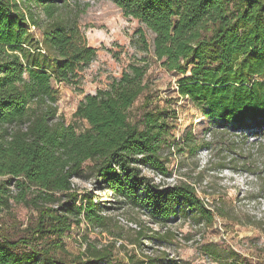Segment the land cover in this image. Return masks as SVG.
<instances>
[{
    "label": "trees",
    "instance_id": "trees-1",
    "mask_svg": "<svg viewBox=\"0 0 264 264\" xmlns=\"http://www.w3.org/2000/svg\"><path fill=\"white\" fill-rule=\"evenodd\" d=\"M110 1L153 34L149 45L139 31L138 49L182 76L180 98L202 106L224 131L263 132L264 148V0ZM80 5L0 0V215L11 202L37 212L34 225L17 239L0 224V264H117L111 250L87 238L77 255L63 242L72 225L108 231L114 221L104 213L112 209L127 207L165 229L139 232L138 245L141 239L171 245L176 234L169 225L187 219L211 225L215 213L223 215L205 205L192 183L160 187L142 174L148 168L172 175L168 158L180 140L191 156L208 148L191 133L173 138L177 114L153 104L146 58L130 63L108 89L85 96L74 123L58 116L55 85L76 84L96 57L80 29ZM75 180L91 181L93 189L81 192ZM95 191L105 192L117 208ZM157 253L132 264H179ZM203 254L214 260L210 246ZM228 255L231 264H241L235 252Z\"/></svg>",
    "mask_w": 264,
    "mask_h": 264
},
{
    "label": "rangeland",
    "instance_id": "rangeland-1",
    "mask_svg": "<svg viewBox=\"0 0 264 264\" xmlns=\"http://www.w3.org/2000/svg\"><path fill=\"white\" fill-rule=\"evenodd\" d=\"M80 3L83 10L80 29L88 46L95 49L96 57L82 71L76 84L55 85L58 116L67 124L74 123L72 115L85 96L108 89L111 81L118 79L130 63L146 58L149 63L147 81L153 104L169 107L177 114L173 138L180 140L191 133L196 144H208L207 149H200L197 155L191 156L180 140L177 148H185V151L177 152V148L172 151L168 158V170L177 180L192 183L200 198L223 215L215 213L213 223L203 227L187 221L169 225V230L176 234L171 245H160L147 239H141L138 245L139 232L146 228L164 230L127 207L112 209L104 213L114 221L106 232L92 230L84 223L72 225L70 232L63 237L66 250L72 255L82 253L86 248L84 238H87V242L94 243L98 249L106 246L111 250L112 259L117 264L145 260L151 249L150 257H154L161 251L160 247L169 250L174 255L172 259L178 260L179 264H212L203 254V248L210 246L215 264H231L228 255L231 251L238 255L237 260L241 264H264L263 132L253 129L239 133L230 128L224 131L217 123L210 122L202 106L178 96L176 85L182 76L164 70L151 54L138 49V32L145 36L149 45L154 37L152 33L136 20L124 17L110 0H80ZM33 36L41 42L37 31ZM140 104L141 100L135 104L133 111L136 112ZM74 183L81 192L93 189L92 183L86 180ZM95 194L107 206L117 208L105 192L95 191ZM36 218L37 212L33 208L11 202L9 211L0 215V224L8 237L17 239L34 225ZM145 234L151 236L149 232Z\"/></svg>",
    "mask_w": 264,
    "mask_h": 264
},
{
    "label": "built area",
    "instance_id": "built-area-1",
    "mask_svg": "<svg viewBox=\"0 0 264 264\" xmlns=\"http://www.w3.org/2000/svg\"><path fill=\"white\" fill-rule=\"evenodd\" d=\"M142 174H143L145 177H147V178H149L150 180H152V183H154L155 185H158V186H160V187L174 186V185L177 183V181H178L177 178H176L174 175L164 176V175H161V174H159V173H157V172H155V171H153V170H150V169H148V168H142ZM75 181H78V180H75ZM75 181H73V183H74ZM89 183L91 184L90 181H89ZM74 184H75V183H74ZM194 187H195V186H194ZM195 190H196L197 194L199 195V191L197 190L196 187H195ZM201 199H202V198H201ZM202 200H203V199H202ZM204 203H205L206 206H208V202H206V201L204 200ZM187 222L191 223V221H190L189 219H187ZM203 226H204L203 223L197 225V227H203ZM134 227H135V226H134ZM164 230H165V229H164ZM197 241H199V236H197ZM159 250L166 252V253L168 254V257H169L170 259H172V258L174 257V255H173L172 253H170L169 250H167V249H165V248H163V247H160ZM152 252H153V250L151 249V250L148 252L149 254H147V255L152 256ZM204 256L206 257V260H207L209 263L215 264V263L213 262V260H212L210 257H208V256H206V255H204ZM216 264H217V263H216Z\"/></svg>",
    "mask_w": 264,
    "mask_h": 264
}]
</instances>
